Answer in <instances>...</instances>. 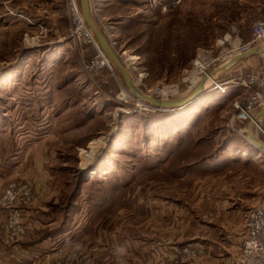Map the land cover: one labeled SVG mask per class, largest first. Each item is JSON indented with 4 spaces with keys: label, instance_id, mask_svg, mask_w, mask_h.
Here are the masks:
<instances>
[{
    "label": "rangeland",
    "instance_id": "374dc122",
    "mask_svg": "<svg viewBox=\"0 0 264 264\" xmlns=\"http://www.w3.org/2000/svg\"><path fill=\"white\" fill-rule=\"evenodd\" d=\"M87 5L143 94L185 99L200 82L205 91L176 111L160 109L132 93L81 0H0V193L25 179L34 152L47 146L51 195L40 203L57 220L44 228L59 230L67 208L64 226L78 231L73 243L128 226L160 247L149 264H210L206 246L224 229L219 221L244 225L264 197V152L248 139L264 143V128L239 118L235 103L250 91L249 76H264V57L236 60L250 50H235L258 11L249 0ZM213 81L226 83L225 94ZM84 241L58 248L97 246L86 263L95 264L100 246ZM187 246L198 250L184 262L171 259Z\"/></svg>",
    "mask_w": 264,
    "mask_h": 264
},
{
    "label": "crops",
    "instance_id": "0c3cea01",
    "mask_svg": "<svg viewBox=\"0 0 264 264\" xmlns=\"http://www.w3.org/2000/svg\"><path fill=\"white\" fill-rule=\"evenodd\" d=\"M245 1L248 2V0ZM249 4L253 7L252 9L258 11V13L253 16V18H255L254 20L257 21L264 19V0H249ZM243 20L244 18L241 17L240 21ZM248 31L245 34L246 40L250 37ZM261 46L264 45H252L249 50ZM254 57H264V54H252L246 56L244 59L247 60ZM249 122H253L261 128H264V105L254 111L253 119L249 120ZM38 147L40 146L38 145ZM48 155L47 146L36 150L32 157L34 158L32 162L33 171L24 172L23 174V177L32 182L35 186V189L37 190V198L34 201L35 204L33 203V206H28L23 210V220L27 228L26 235L13 245L5 246L3 244L2 233L4 214L0 211V263H40L46 256L45 249H49L51 252L60 246L64 247L66 245L86 242L84 240L96 242L100 246V254L97 256L95 264H140V261L144 264H149L157 255H159L161 250L159 246H147L149 235L145 230L141 228L132 229L128 226L103 228L98 234H95L93 238L86 236L83 239H80V242L76 243H73L72 241L76 240L78 231H66L58 233L54 238H47L33 244L27 243V241L34 239V234L38 230L42 228L44 229V226L52 227L57 220L53 215H48L45 208H41L42 204L40 203L47 198L48 195H51L48 187L45 185L49 178L48 162L50 161V158ZM31 209L43 210L42 217H36L34 214L36 211ZM220 224L224 229H216L217 234L215 239L208 242V245L206 246V258L210 259V264H234L239 256V247L244 236V225L242 223L241 226H232L228 220L219 221L218 225ZM137 234H143L144 237ZM176 239L179 240L180 237H177ZM40 251H43V256H41L42 252Z\"/></svg>",
    "mask_w": 264,
    "mask_h": 264
},
{
    "label": "built area",
    "instance_id": "2783aa9c",
    "mask_svg": "<svg viewBox=\"0 0 264 264\" xmlns=\"http://www.w3.org/2000/svg\"><path fill=\"white\" fill-rule=\"evenodd\" d=\"M256 44L264 45V19L253 24L249 39L238 43L235 50L237 53H243ZM243 83L250 91L240 104L235 101L238 117L252 120L254 111L264 105V76L251 75ZM212 84L214 89L225 91V82L213 81ZM36 198L35 186L26 179L10 180L3 188L0 193V211L4 214L2 241L5 246L17 243L26 235L23 210ZM244 217V236L240 243L239 256L234 264H264V197L257 206L250 207ZM97 249V246H92L88 250L58 248L55 253L53 251L46 253L40 264H86ZM197 250L195 246L175 248L171 253V259L175 262H184L191 252ZM167 260L171 262L169 258Z\"/></svg>",
    "mask_w": 264,
    "mask_h": 264
},
{
    "label": "water",
    "instance_id": "95a60500",
    "mask_svg": "<svg viewBox=\"0 0 264 264\" xmlns=\"http://www.w3.org/2000/svg\"><path fill=\"white\" fill-rule=\"evenodd\" d=\"M81 7H82V12L83 15L88 22V24L91 26L93 29L96 38H97V43L99 44L100 48L106 52V54L112 59V61L116 64L118 69L120 70L121 74L123 75L128 87L132 90V93L140 98H143L145 100L150 101L152 104L158 106V108L163 109V110H168L171 108V111H176L179 108L187 105L189 102L193 101L195 98L200 96L205 90L202 89V83L200 82L195 89L192 91L189 97L185 99H178V100H156L152 97H149L145 94H143L132 82L130 81V78L124 69L123 65L119 61V59L116 56V53L114 49L111 46V43H109L106 38L101 35V33L97 30L95 24L92 21L91 14L88 11V5H87V0H81ZM252 54H264V46L261 47H254L252 48L249 52L236 57V60H239L240 58H245L246 56L252 55ZM249 141L259 150L264 152V143L260 142L258 140H254V138L250 135L249 136Z\"/></svg>",
    "mask_w": 264,
    "mask_h": 264
},
{
    "label": "trees",
    "instance_id": "16d2710c",
    "mask_svg": "<svg viewBox=\"0 0 264 264\" xmlns=\"http://www.w3.org/2000/svg\"><path fill=\"white\" fill-rule=\"evenodd\" d=\"M64 211H65V213H64V215L62 217V220L59 221V226H58L59 230L55 231L54 233H51L52 230H47L46 228L40 229V230L37 231L39 236H36V238L29 240V241H31L30 244L37 243V242L42 241V240L47 239V238H54V237H56V235L58 233L70 231L67 226H64V224L66 223V220H67L66 219L67 215H68L67 208L66 209L64 208ZM41 232L46 233V234L45 235H43V234L41 235Z\"/></svg>",
    "mask_w": 264,
    "mask_h": 264
},
{
    "label": "bare ground",
    "instance_id": "6f19581e",
    "mask_svg": "<svg viewBox=\"0 0 264 264\" xmlns=\"http://www.w3.org/2000/svg\"><path fill=\"white\" fill-rule=\"evenodd\" d=\"M97 46V45H96ZM98 47V46H97ZM2 78H4V77H2ZM210 80H213V78H210ZM196 81V80H195ZM133 84V83H132ZM196 84V83H195ZM163 91V90H162ZM165 91V90H164ZM220 94H225V91H226V89H225V91L224 92H222V91H220V90H217ZM160 92V91H159ZM165 95V94H164ZM248 126V125H247ZM252 135V134H251ZM102 139V138H101ZM102 142H103V140H102ZM97 143H98V141H97ZM101 144V143H100ZM102 146V145H101ZM96 151H98V150H96ZM94 154H97L96 152H95V150H94Z\"/></svg>",
    "mask_w": 264,
    "mask_h": 264
}]
</instances>
